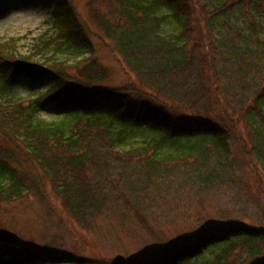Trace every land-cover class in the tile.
<instances>
[{
    "label": "trees",
    "instance_id": "16d2710c",
    "mask_svg": "<svg viewBox=\"0 0 264 264\" xmlns=\"http://www.w3.org/2000/svg\"><path fill=\"white\" fill-rule=\"evenodd\" d=\"M54 1L57 47L90 55L36 63L13 40L0 43V201L55 195L84 229L133 214L152 231L167 195L182 205L248 183L234 145L264 198V0H83L129 74L122 86L105 81L74 0ZM49 73L46 91L16 98L19 76ZM50 102L59 112L48 120L38 113ZM257 216L258 226L208 224L109 261L20 243L0 222V264H264V206Z\"/></svg>",
    "mask_w": 264,
    "mask_h": 264
},
{
    "label": "rangeland",
    "instance_id": "374dc122",
    "mask_svg": "<svg viewBox=\"0 0 264 264\" xmlns=\"http://www.w3.org/2000/svg\"><path fill=\"white\" fill-rule=\"evenodd\" d=\"M54 4L53 0H0V42L13 39L17 43V51L22 55L32 54V60L36 63H46L53 53L57 59L68 61L81 55L88 57L87 48L78 56L73 49L57 47L59 31L52 17ZM74 4L92 30L89 38L94 54L108 70L105 81L111 86L126 84L130 80L129 74L125 73L118 59L104 44L101 30L89 15V6L83 0H74ZM46 41H49L46 48H36L37 43L43 46ZM54 77L52 73L43 74L37 81H31L28 77L20 76L14 95L27 102L37 93L44 92ZM57 113L55 104L50 103L38 114L50 120ZM232 149L243 160L245 169L242 171L248 183L240 187L236 182L227 181L229 183H224L220 188L217 186L214 191L197 198L195 196L182 205L178 204L180 200L177 197L167 195L164 203L153 206L149 220L152 231L132 218L133 214L127 215L126 219L121 214H114V218L102 219L105 222L84 229L62 210L55 195H51L50 203L31 197L12 202L1 200L0 222L20 243L41 244L52 247L53 251L68 250L76 257L108 261L115 257L142 258L208 224H226L230 221L258 226L256 214L264 206L262 191H256L253 174L239 146L234 145ZM209 254L210 250H206L202 256Z\"/></svg>",
    "mask_w": 264,
    "mask_h": 264
}]
</instances>
